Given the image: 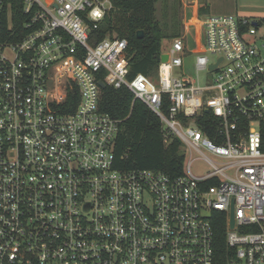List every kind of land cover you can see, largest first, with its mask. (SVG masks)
<instances>
[{"label":"built area","instance_id":"2783aa9c","mask_svg":"<svg viewBox=\"0 0 264 264\" xmlns=\"http://www.w3.org/2000/svg\"><path fill=\"white\" fill-rule=\"evenodd\" d=\"M112 7L0 0V264H264V21L207 15L196 67L215 77L175 74L176 37L152 84L129 79L126 39L97 37ZM100 75L158 114L165 143L182 141L181 174L118 166L121 120L100 109ZM215 209L227 213L226 260Z\"/></svg>","mask_w":264,"mask_h":264},{"label":"trees","instance_id":"16d2710c","mask_svg":"<svg viewBox=\"0 0 264 264\" xmlns=\"http://www.w3.org/2000/svg\"><path fill=\"white\" fill-rule=\"evenodd\" d=\"M159 1L112 0V9L95 32L99 39L116 34L127 40L126 54L130 64L129 79H134L139 74L147 77L158 74L163 53L162 40L166 36L165 30L157 18L156 4ZM13 19V29H15L17 27L16 11ZM182 25L181 22L178 29L182 28ZM140 29L144 30L143 37H138L137 32ZM104 78L105 75H100V79L105 80ZM165 101L166 105L163 110L166 112L168 102ZM100 109L121 120V130L116 142L119 167L122 169L160 170L172 176L182 173L185 162L182 141L172 136L171 140L165 143L163 123L160 117L144 101L135 99L130 89L112 86L103 89ZM209 115L214 119L213 115ZM203 129L211 138H214L215 129L213 126L205 125ZM261 130L264 150V120ZM211 221L216 232V254L226 260L231 254L226 243L227 213L215 209L211 213Z\"/></svg>","mask_w":264,"mask_h":264},{"label":"rangeland","instance_id":"374dc122","mask_svg":"<svg viewBox=\"0 0 264 264\" xmlns=\"http://www.w3.org/2000/svg\"><path fill=\"white\" fill-rule=\"evenodd\" d=\"M205 3L206 0H198V3L192 0H160L156 4L157 18L166 32V36L162 40V49L168 51L172 46L175 36H182L185 40L186 50L183 54L184 66L175 70V74L177 76H188L195 79L200 78L201 82L207 78L212 79L215 77V73L198 71L196 67L197 56L207 53L205 51L202 33L200 35L196 32V29H202L200 22L206 17L204 11L198 8L199 5ZM235 5L237 10L234 11V14L264 21V0H236ZM185 20L189 23L190 27L188 29L184 24ZM181 22L183 23L182 28L178 29ZM190 28L191 33L188 35ZM209 58L214 61L216 56L209 54ZM225 62L222 61L220 65H224ZM151 82L152 84H156L157 75L151 77ZM193 122L190 120V123ZM209 167L208 163L199 158L197 153L193 154L191 168L195 173L203 175L209 171Z\"/></svg>","mask_w":264,"mask_h":264},{"label":"crops","instance_id":"0c3cea01","mask_svg":"<svg viewBox=\"0 0 264 264\" xmlns=\"http://www.w3.org/2000/svg\"><path fill=\"white\" fill-rule=\"evenodd\" d=\"M192 1L198 3V0H192ZM235 3H236V0H206V3L199 5L198 9L203 10L205 13V16L209 14H234L235 13L234 11L237 10ZM184 24L186 25L187 29L190 27L189 23L186 22V20ZM200 25L202 29L200 30L196 29V32L200 35L202 33V36L204 38V44H205L204 28L201 22H200ZM190 33H191V28L190 30H188V35ZM178 37H182V36H178Z\"/></svg>","mask_w":264,"mask_h":264},{"label":"water","instance_id":"95a60500","mask_svg":"<svg viewBox=\"0 0 264 264\" xmlns=\"http://www.w3.org/2000/svg\"><path fill=\"white\" fill-rule=\"evenodd\" d=\"M137 34H138V37H143L145 33H144V30L140 29V30H138ZM168 59H169V54H168V53H162V54H161V61H162V62H165V61H167ZM99 85L101 86L102 89H105V88L108 87L107 84H106L103 80H101V81L99 82ZM207 111H208V110H207ZM235 226H236V219H235V202H234V200H233V201H232V207H231V213H230V227H231V228H235Z\"/></svg>","mask_w":264,"mask_h":264}]
</instances>
